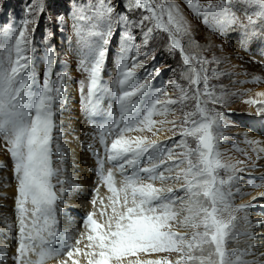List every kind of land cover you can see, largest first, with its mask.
<instances>
[{
    "label": "snow or ice",
    "instance_id": "snow-or-ice-1",
    "mask_svg": "<svg viewBox=\"0 0 264 264\" xmlns=\"http://www.w3.org/2000/svg\"><path fill=\"white\" fill-rule=\"evenodd\" d=\"M188 7L220 34L239 27L242 43L255 38L258 28L264 30V0H209L206 5L189 0ZM238 7L252 10V15L245 13L247 23L237 15ZM129 8L140 13L138 19L117 12L112 0H98L91 7H77L68 17H56L61 31L72 20L73 35L80 45L79 67L85 73L80 94L85 113L94 117L103 110L104 98L115 100V107L108 109L109 122L98 128L103 154L88 146L98 177L91 204L94 209L99 204L100 210L87 214L84 231L75 239L59 231L57 218L58 202L68 190L65 185L76 187L67 178L68 155L60 143L64 136L60 116L67 104L70 74L63 71L53 79L57 53L50 42L45 44L42 82L34 68V26L46 10V0L30 6L18 28L0 30V140L14 162L17 181V247L11 259L14 264H47L51 259L58 264H264V252H257L258 234L252 230L264 227V220L253 224L248 215L257 201H264V193L253 197V203L233 202L246 195L239 184L241 173L255 168V163L240 149L246 160H223L220 141L226 138L229 125L222 111L210 107H226L236 95L223 85L210 84L228 73L208 67L211 61L198 50L188 21L171 0H129ZM157 30L167 35L169 51L178 52L185 66L187 87L172 83L175 98L165 88L153 90L152 80L159 68L143 79L138 76L148 65ZM117 35L122 41L116 73L108 82L103 75ZM257 96L261 99L250 98L245 103L255 106V115L264 118V91ZM189 101L192 110L185 111ZM177 108L183 117L180 121L154 118L167 117ZM158 124H170V131H179L175 147L184 151L178 154L174 147L147 136H126L133 131L158 135L163 130ZM244 135L255 158L261 159V141ZM189 137L195 141L194 147L189 145ZM145 158L147 163L142 164ZM245 163L248 167L237 166ZM156 181H171L180 187L158 188ZM249 185L264 186L252 181ZM100 187L109 193L106 200L99 195ZM176 225L191 231H174ZM239 237L246 238L245 246L229 248ZM259 239L264 242V234ZM156 253H176L178 258H140ZM6 259V249L0 248V264Z\"/></svg>",
    "mask_w": 264,
    "mask_h": 264
},
{
    "label": "rangeland",
    "instance_id": "rangeland-1",
    "mask_svg": "<svg viewBox=\"0 0 264 264\" xmlns=\"http://www.w3.org/2000/svg\"><path fill=\"white\" fill-rule=\"evenodd\" d=\"M37 0H0V30L6 28H18L20 25L21 20L25 17L26 12L28 11L29 7L34 5ZM98 2V0H46V10L43 14L37 17V24L34 26V47L37 49L35 56H34V68L35 74L40 82L43 80V72L45 70V59H44V52L46 51L45 44L46 42H50L56 49L57 53V64L54 67L53 72V79L56 75H59L63 71H67L70 74V83L68 85L67 91V101L73 104V101L81 104V94H80V81L85 79V73L80 70V59H81V51L80 45L76 40V37L73 35L72 29V20L69 19L67 25L63 26V31L56 24V17L57 15H65L66 17L72 11H75L77 7L87 8L91 7L93 3ZM116 4V11L121 14L128 15L131 19L136 20L139 18L140 13L138 11L132 10L129 8V0H112ZM163 2V0H160ZM172 3L176 4L183 16L188 21L191 27V36L192 39L195 41L197 45L206 46V50H203L202 55L207 58L208 61H211V64L208 67L212 69H219L228 75L222 76L219 80H210V84H215L218 87L223 85V88L229 93H235L236 95H232L230 97V103L225 106H211L215 107L217 110L222 111L225 114V119L229 125V127L225 130L224 135L225 139L220 141V151L223 153V160L228 163H236L237 161H244L246 160L245 156L242 154L240 150H244L252 156L253 161L255 163V168H249V170L245 173H241L242 179L239 182L242 192L246 193L243 197L237 196L234 199V204H249L253 203V197H259L260 195L256 194L262 190V187H251L249 185V181H252L256 184H261L264 182V154H261V159L257 160L255 158V154L251 151V146L245 143V133L247 134L248 140H257L252 138L253 134H260L262 137V131H258L255 127V124L252 122L254 118L256 120V125H260L264 127V118L257 117V119L253 116V114L249 113L251 105L245 103L246 100L251 98L248 96V92L242 93V89L245 86V82L242 79V72H235L233 68V64L231 61L232 55L228 53L229 47L222 43H227L228 38L227 35L220 34L212 29L209 24L204 22L202 16H197L189 7L188 3L189 0H171ZM201 4H208L209 0H198ZM212 3H216L217 0H211ZM249 11V15L252 13L251 9H244L243 7H238L236 9L237 15L242 13H246ZM204 25H203V24ZM200 26H199V25ZM120 30L123 31V26H119ZM159 34L156 36L154 40L151 41L150 44V57L149 62L146 69L139 70L138 76L140 79L145 78L147 73L151 72L154 68H159L160 73L152 80V88L153 90L165 88L167 89L168 95L170 97H176V90L171 87L172 83H179L184 87H187V81L183 79V74L185 71V66L182 63V58L178 52H170L168 47V39L167 35L164 34L162 31L157 30ZM49 34H54L51 36L50 40H47ZM199 34V36H197ZM226 37L225 40L222 37ZM187 39V38H185ZM218 42H216V41ZM122 41V37L117 35L114 39L113 44L110 46V53L108 62L105 65L103 79L105 81L110 82L116 73V61H117V53L119 52V46ZM215 41V42H214ZM206 52V53H205ZM248 53V52H247ZM217 55V56H216ZM154 56L155 59L151 57ZM234 57V56H233ZM220 58V59H219ZM240 58V57H239ZM222 59V60H221ZM238 60V58L235 57ZM219 60L220 63L217 64L216 61ZM264 60V59H263ZM239 61V60H238ZM239 64H242L241 61ZM242 65L241 68L243 69ZM233 70V71H231ZM72 81V82H71ZM70 86V88H69ZM75 87V88H74ZM202 88V85L200 86ZM258 88V86H256ZM255 87V88H256ZM72 88V90H71ZM78 90V91H77ZM71 92V94H70ZM74 92V93H73ZM77 92V93H75ZM73 93V95H72ZM242 93V94H241ZM163 99V97H162ZM71 100V101H70ZM188 107L185 111L192 110V102H187ZM68 107V104L66 105ZM115 107V100L113 97H106L103 100L102 111L97 115L103 120H107L109 122V117L104 118L107 113L109 107ZM83 108V107H82ZM77 107L67 108L66 112L70 110L75 111ZM80 109V108H79ZM64 114V112H63ZM70 114V113H69ZM78 114V113H77ZM104 115V116H102ZM156 120H164L167 119L168 121H180L183 117L179 108L176 109L174 113H170L167 117L156 116L154 117ZM73 119V117H72ZM99 119V118H97ZM80 122V119H78ZM95 120V119H94ZM61 126L64 130L65 135L61 138L62 141L66 135L70 134V131H74L71 129L68 131V121L61 120ZM97 123L91 122L89 124V128H97ZM80 127V125H78ZM157 128H162L163 130L160 131L164 132L163 140H157L161 142H165L166 146L174 147V151L176 153H181L184 151L181 147H175L176 142L180 140L179 131L173 132L169 129L171 128L170 124H164L163 126L157 125ZM155 130V129H154ZM263 130V129H262ZM148 139H153L157 135H152L149 132H143ZM72 135V134H70ZM172 137V140L168 138ZM98 141V133L97 136L94 137ZM258 141V140H257ZM95 144V141L93 142ZM188 143L190 146H195V141L189 137ZM99 144V143H98ZM96 144V145H98ZM100 149L102 150L101 146ZM4 154V153H3ZM103 154V152H101ZM178 158V157H177ZM95 160V157H94ZM238 167H248L247 163L239 164ZM12 166L10 167V169ZM222 175H226L222 173ZM160 187L161 184H160ZM178 189V188H176ZM183 195V193H180ZM5 194L0 193V206L4 204L3 198ZM264 201H257L255 207H252L248 211L249 219L255 224L256 216L260 215L257 213L256 210H261L264 207L259 206ZM70 208H64L62 212V216H64L65 212L69 210V212L74 213V208L69 205ZM15 204H11V208L13 209ZM68 212V211H67ZM261 213V211H260ZM262 212V215L264 216ZM181 229V232L184 231H191L186 230L183 227L176 225L173 229L177 231ZM240 230H244V225H240ZM254 231V228L252 229ZM229 247H232L228 245ZM162 258L169 259L175 261L178 256L176 253H156L151 256H163Z\"/></svg>",
    "mask_w": 264,
    "mask_h": 264
},
{
    "label": "bare ground",
    "instance_id": "bare-ground-1",
    "mask_svg": "<svg viewBox=\"0 0 264 264\" xmlns=\"http://www.w3.org/2000/svg\"><path fill=\"white\" fill-rule=\"evenodd\" d=\"M246 13L247 15H249V11ZM250 15H252V13ZM238 16L242 21L247 23L245 13H242ZM225 34L227 35L226 37L228 38V42H224L222 44L229 47L226 51L232 55L231 61L233 64V68L235 72H242L241 80H244L245 82L246 87L241 88L242 93H245L250 89V92H248V96H251V98L255 99H261L257 96V93L264 91V30L258 28L255 38L250 39L244 43H242L240 38L239 27L235 28L232 31L226 32ZM197 36H199V34H197ZM226 37H222V39L225 40ZM205 47L206 46L199 45L198 50L203 53V50H206ZM235 57L238 58L239 61L235 59ZM240 61L242 64H239ZM242 65H245V67L243 66V69L241 68ZM256 77L260 78L259 82H254V78ZM70 86L72 87L71 83ZM256 86H258V88ZM67 104L69 108L77 107L78 112L77 109H75V111L72 110V112H70L69 110L67 113L66 109L68 107H65L63 111L64 114L60 116V119L63 121H68V131L71 129H74V131H70V134L72 135H70L68 132L66 137L63 138L64 141L60 140V143L62 147L67 150L68 160L67 164L65 165V167L67 168V178L72 182V184L76 185V187L71 188L68 185H65L66 189L68 190L62 201L58 202L59 211L57 214V218L59 220V231L61 233L71 234L75 239L78 238L81 231H84L83 221L86 218L87 214L94 210L98 213L100 210L99 204L96 205L95 209L91 204V200L94 197V189L97 187L98 177L96 174V161L94 160L92 152L88 150V146L93 145L94 148L103 152V150L100 149L98 141L94 139V137L97 136L98 128L101 125L108 123V121L106 119L102 121L100 116L99 119H96L97 117L95 116L90 118L82 108L83 106H80V104L76 103L75 101H73L72 105L69 101H67ZM249 113L253 114V116L255 117V106H251ZM107 117H109L108 113L104 118ZM255 118L257 119V117ZM78 119H80V122ZM91 122L97 123V128L92 127V129H90L89 124ZM252 122L255 124V127L258 131H262V137H260V134H253L252 138L261 141V144L259 146L264 147V127L256 125V120L254 118L252 119ZM78 125H80V127H78ZM126 136L130 139H134L137 136L145 135L143 134V132L133 131L131 133H127ZM164 138H166L164 137V132H161L151 140H163ZM94 141L95 144L93 143ZM141 163H147V159L145 158ZM11 166L12 168L10 169ZM174 174L175 173H173V175ZM160 184L164 188L173 187L174 189H176L180 187L179 184H175L171 181L165 182L163 184L160 181L155 182V186L158 188H160ZM261 184L264 185V182H262ZM0 193L5 194V197L3 198L4 204L0 206V248L6 249L7 252V259L5 260L4 264H14L11 258L16 254L17 221L15 207L12 209L11 204H15V198L17 195V181L15 179L14 162L12 161L10 153L7 151L2 140H0ZM261 193H264V186H262V190L260 192H257L256 194L260 195ZM99 195L101 197H104L106 200V197L107 195H109V193L107 192L106 188L100 187ZM69 205L74 208V213L67 210L68 212L66 211L64 216H62L63 209L70 208ZM256 211L258 214L262 215V212L264 213V208ZM260 215L256 216V219H260L259 221L264 220V216ZM96 218L101 222L103 221V217L97 216ZM9 224L13 225V227H7V225ZM177 231L181 232V229ZM254 232L258 234V238L256 241L258 245L257 252H264V246H261L262 244H264V242L260 241L259 239V234H264V227L256 226L254 227ZM245 239V237H239L238 242H231L229 244L230 246H232L229 248H243L245 246ZM162 257H164V255L145 257L143 254H141L140 258L159 259ZM252 258L253 257H249V259ZM47 264H58V261L56 259H51L48 260ZM82 264H84L83 261Z\"/></svg>",
    "mask_w": 264,
    "mask_h": 264
}]
</instances>
